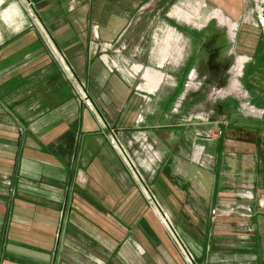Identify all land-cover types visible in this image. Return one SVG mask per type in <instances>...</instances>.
I'll return each instance as SVG.
<instances>
[{"label":"crops","instance_id":"1","mask_svg":"<svg viewBox=\"0 0 264 264\" xmlns=\"http://www.w3.org/2000/svg\"><path fill=\"white\" fill-rule=\"evenodd\" d=\"M27 1L0 0V264H189L184 252L195 264H264V208L257 203L264 199V139L249 136L262 127L223 128L221 141L206 146L214 157L204 168L201 149L192 157L191 125L163 113L164 102L137 122L138 91L154 92L163 81L161 53L146 49L140 29L137 12L145 7L77 0L73 10L69 0H31L48 42L32 28ZM157 1L163 10L165 1ZM203 1L233 20L240 14L237 0ZM175 9L162 18L169 37L177 31L188 41L181 66L169 70L179 79L174 71L214 35L177 28L174 16L186 15ZM208 56L201 62L207 69ZM61 58L93 110L80 102ZM139 74L146 83L137 84ZM102 124L118 130L160 215ZM243 203L254 208L251 220L226 213Z\"/></svg>","mask_w":264,"mask_h":264},{"label":"rangeland","instance_id":"2","mask_svg":"<svg viewBox=\"0 0 264 264\" xmlns=\"http://www.w3.org/2000/svg\"><path fill=\"white\" fill-rule=\"evenodd\" d=\"M164 1V8L160 10L158 9L160 3L157 0H151L146 4L147 6L136 0H125L128 8L134 4H139L137 5L138 9L142 6L145 7L143 12H137L141 19L140 24L144 22V26L140 29L144 33L145 47L146 49L150 48L149 50L156 48V51L161 53L159 57L161 67L156 71L162 74L163 81L154 92L150 93L145 88L141 89L142 92L138 91L141 94L139 110L150 113L154 111V106H157V103L164 102L162 104L163 113L170 111L171 115L181 116L184 126L191 125L194 130L192 133L196 143L193 145L192 157H195L197 146L202 148L201 164L203 165L204 162V168L210 170L213 166L211 157H214V153L208 152L206 146L213 149L211 144L214 141H221L219 138L223 135V128L239 122L252 127L253 130L262 127L260 128L263 129L262 133L253 131L254 135L249 136L254 141L264 139V0H237L241 10L235 20L224 14L219 8H207L205 5H208V1ZM76 3L77 0H69V8L74 10L77 7ZM34 4L31 0L23 3L30 16L32 28L41 31L44 41L49 42L52 39L51 35L43 33L42 21L38 18L37 6ZM173 6L177 10L183 11L184 16L186 15V17L174 16L176 19H172V21L176 23L177 28L190 29L195 36L197 34L202 36V33L208 31L209 36L211 34L214 37L218 35L220 38L218 41L213 38L211 42L210 37H202L207 40L201 44L200 54H196L189 64L180 68L179 72L174 71L179 79H174L169 70L181 66L186 50L185 44L188 41L185 37H181L180 32L177 31L170 37L167 35V29L171 28V25L163 21L162 13L163 11L170 12ZM216 14L220 16L215 17ZM158 21L159 24H157ZM207 44L209 48L206 49ZM175 45L178 47V55L175 54L172 57ZM208 51L211 53L219 51V58L214 56L215 63L218 61L222 63L219 69L218 66L215 69H207L201 63L206 60ZM192 72L194 78L190 80ZM143 75L136 76L137 84L146 83L143 80ZM247 103L251 106H247ZM232 110H236L238 115L230 112ZM227 111L229 114H226ZM259 112L263 114L262 117ZM196 116H200L199 119ZM176 123L180 124L179 121ZM116 132L118 133V130ZM120 143L124 146L121 141ZM209 162H212L211 166H209ZM140 191L142 192L141 187ZM167 222L170 224L169 221ZM170 226L172 228L171 224ZM172 230L177 236L175 230L173 228ZM191 259L195 264L192 256Z\"/></svg>","mask_w":264,"mask_h":264},{"label":"built area","instance_id":"3","mask_svg":"<svg viewBox=\"0 0 264 264\" xmlns=\"http://www.w3.org/2000/svg\"><path fill=\"white\" fill-rule=\"evenodd\" d=\"M182 6H183V4H182ZM60 63L66 69L68 79H70V81L72 82V85L74 87L76 94H78L80 102L82 104H84V106L86 108L93 110L94 109L93 108V102L90 98V95L86 92L84 84L81 83L79 80L75 79V77L73 76L71 71L68 69L67 65L64 64V61L62 58L60 59ZM192 78H194L193 72L190 74V80H192ZM248 105L251 106L250 104L247 103V106ZM259 114L262 117L263 114L261 112H259ZM199 117L196 116V118H198V119H199ZM137 122L144 123V112L143 111H141L138 114ZM102 134L104 135V137H106L107 141H109V143L113 147V149L122 156L126 166L132 172L133 177L135 178L136 181H138L140 183L142 193H143V195L146 196L152 210H155L160 215L159 205L155 201V198L148 191V189L145 187H142V186H144L143 181H142V176H141L139 170H137L136 166H134V164H133L128 152L125 150L124 146L121 145L120 138L118 137L119 134L116 132V129L113 126H110V125L107 126L105 124H102ZM220 134H221V132H220ZM195 150H196V152H198L200 150V147L197 146ZM243 196L245 198H250L251 200L254 199V196L250 192L245 193ZM252 201H254V200H252ZM252 201H250V202H252ZM257 203H258L259 207L264 208V199L257 200ZM219 212L220 211L218 208H214L212 210V216H214V217L217 216L219 214ZM226 213L236 214V215L240 216L241 218L248 219V220H251L255 216L254 208L251 206V204H247V203H243L242 205H239L236 208L235 207H228V210L226 211ZM161 216H162V218H161L162 221L164 219H166V221H168V219L166 217L164 218L163 215H161ZM184 253H185L186 260L189 262V264H192V259H191L190 254L187 252H184Z\"/></svg>","mask_w":264,"mask_h":264},{"label":"flooded vegetation","instance_id":"4","mask_svg":"<svg viewBox=\"0 0 264 264\" xmlns=\"http://www.w3.org/2000/svg\"><path fill=\"white\" fill-rule=\"evenodd\" d=\"M211 38H214V37H211ZM207 48H209V46H206V49ZM208 53H209V56H208V69H212V68L215 69L217 66H218L217 68L219 69L221 67L222 63L221 62H218V63L214 62L215 61V57H214V53L215 52L211 53L210 51H208Z\"/></svg>","mask_w":264,"mask_h":264},{"label":"trees","instance_id":"5","mask_svg":"<svg viewBox=\"0 0 264 264\" xmlns=\"http://www.w3.org/2000/svg\"><path fill=\"white\" fill-rule=\"evenodd\" d=\"M195 34H196V32H195ZM198 35V34H197ZM199 38H200V36H199Z\"/></svg>","mask_w":264,"mask_h":264},{"label":"bare ground","instance_id":"6","mask_svg":"<svg viewBox=\"0 0 264 264\" xmlns=\"http://www.w3.org/2000/svg\"><path fill=\"white\" fill-rule=\"evenodd\" d=\"M191 85V84H190Z\"/></svg>","mask_w":264,"mask_h":264}]
</instances>
